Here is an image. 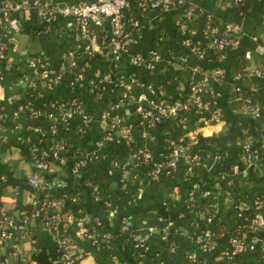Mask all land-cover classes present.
Masks as SVG:
<instances>
[{
  "label": "crops",
  "instance_id": "0c3cea01",
  "mask_svg": "<svg viewBox=\"0 0 264 264\" xmlns=\"http://www.w3.org/2000/svg\"><path fill=\"white\" fill-rule=\"evenodd\" d=\"M19 1L21 0H0V9L2 10L4 4L10 5ZM50 1L61 5L83 0ZM186 1L200 8L202 14L239 21L243 29L238 45L229 48L224 59L213 64L221 66L214 69L213 73L218 71L223 75V86L219 96L211 100L209 108L200 110L196 115L192 110L183 112L192 115V118L181 119V124L174 118L164 123L165 135L177 136L195 147L204 146V149L199 148L201 161L196 163V170L190 177L181 173L171 175L165 169L152 173V169L147 171L140 166L129 169L118 167L109 172L106 162L117 152L127 150L131 155L139 147H145L151 152L153 162L166 154L161 135L158 132L157 135L152 134L141 121L137 124L131 118L132 110H136L133 98L138 95L149 98L154 95L152 89L163 90V96H175L189 88L195 68L200 64L209 66L205 59L201 61L195 51L197 46L204 48L205 53L210 49L202 37V24L198 25L195 35L192 36L193 44L187 46L182 43L183 34L178 25L172 23L169 12L164 13L153 7L137 8L131 1L124 17L127 39L121 57L117 60L110 44L111 21L106 17L102 18L101 23L92 24L91 37L81 35L72 17L57 13L53 18L43 20L32 7L11 13L21 19L19 30L13 36H9L10 33L3 26V18H0V37L7 50L6 60L0 63V109L6 120V142L0 150V170L6 179L0 182V203L12 207L16 200L25 201L35 191L27 184L26 177L34 169L30 156L36 136L28 135V132L23 130L26 111L19 110L25 95L30 91L32 80L36 78L28 65L30 57L38 56L47 67L61 70L64 74L59 84H38L43 96L37 97L34 105L42 103L51 94L62 97L78 96L84 101L86 111L91 115L90 126L82 136L78 130L80 123L72 121L73 129L68 133L67 147L57 158L52 159L54 178L66 181L75 175L74 159L79 154L87 155L88 151L96 149V159L100 158V162L93 164L96 159L90 160L87 175L103 182L106 193L114 196L117 202L108 201L112 204V210L107 214L98 210L103 219L101 227L96 228L94 232L98 238L97 242L93 243L73 227L72 239L74 237L77 248L84 253L79 264H264V259L259 255V246L246 249V252L239 256H226L232 226L239 222L231 220L235 209L250 203L256 204L259 214L257 222L261 236H264V177L249 172L252 160H264V137L258 132H264V123L255 124V115L251 116L246 106L236 112L229 108L227 98L231 92L234 74L226 69L246 41H252L260 52H264V43L259 44L256 36L251 34L253 26L264 16V0H259L255 11L242 17L230 14L222 0ZM175 27L177 31L174 30ZM260 37L264 41V33ZM72 50L75 51L78 64L88 67V75L82 81L76 82L77 90H70L66 86V81L71 80L73 75L65 69L68 66L65 56ZM150 50H154L155 54L149 53ZM136 54L145 55V62L140 65L133 63L132 57ZM246 56L250 58L248 69L259 67L263 71L262 75L250 76L252 80L258 81V85L255 86L254 83L252 88L259 94L257 105L261 108L260 111H264V65L257 64L250 51L246 52ZM131 78H136L138 82L131 81ZM91 80L96 81L102 88L99 95L90 91ZM158 95L156 93L154 96ZM215 109H220L222 116L220 119L207 121L206 114ZM104 110L119 114L131 128L141 129V135L137 137L134 147L129 148L127 141H122L118 131L116 134L120 137H115L109 145H101L100 139L108 127L107 121L102 117ZM42 123L44 127H35V130L40 135L45 134L48 145H53L61 136L66 135L62 129L54 131L47 118L43 119ZM143 130L146 131L145 134ZM198 133L207 136L208 140L206 138V141L198 144ZM228 145H232L234 152L241 148V159L221 164L219 157L227 154ZM246 173L251 175L253 181L244 179ZM207 174L213 176L214 181L210 189L206 190L211 194V199L205 210L218 217L225 233L222 242L211 249L202 247V243L211 236L210 230L194 226L186 216L194 208V204H188V199L193 198V189ZM67 185L66 181V185L58 187L66 188ZM86 187L84 184L80 185L82 195L89 194ZM165 199L173 200V207L168 204L169 209ZM67 206L65 202L64 207ZM198 215L205 218L201 211ZM168 219L172 220V230L168 236H171L174 242L167 240L163 235L164 221ZM86 220H91L90 216H86ZM125 220H130V225H126ZM103 233H109L110 237H104ZM37 235L40 243L53 255L56 249L55 240L40 229L37 230ZM171 245L174 250H171ZM17 246L21 252L27 253L30 243L23 240ZM107 247L110 248L108 255L105 252ZM3 252L0 241V255H3ZM188 253H193L196 259H190ZM9 263L18 264L17 257H10Z\"/></svg>",
  "mask_w": 264,
  "mask_h": 264
},
{
  "label": "built area",
  "instance_id": "2783aa9c",
  "mask_svg": "<svg viewBox=\"0 0 264 264\" xmlns=\"http://www.w3.org/2000/svg\"><path fill=\"white\" fill-rule=\"evenodd\" d=\"M173 0H139L138 5L140 8L153 7L158 8L163 12H167L169 10L170 4ZM177 3H182L184 0H176ZM131 6V0H83L77 3H64V4H56L50 0H21L14 4H4L2 7L3 12V26L10 33L9 36H13L19 30L20 18L16 16H12L11 13L16 10H22L29 8H34L37 16H39L43 20H49L53 18L57 13L70 16L74 19L79 32L81 35L86 37H91V26L92 24H99L103 17L108 18L111 21L112 25V39H111V48L113 50L115 59H120L121 53L123 51L124 43L127 39V32L125 31V22L124 17L127 9ZM194 14V10L192 6H189L185 11L186 17H191ZM180 32L183 34L182 43L184 45H192V38L187 34V26L183 22H177ZM242 30V27L239 23L228 22L225 24V31L222 33H218V28L213 26L210 28V31L214 33L213 38L210 42H208V46L216 47L218 49H226L236 47L238 45L239 33ZM195 51L197 55L202 58L205 56V50L202 47H195ZM149 53L155 54L154 50H150ZM7 58L6 46L2 38L0 37V63L3 59ZM66 63L68 67H72L78 69V62L75 57V51H69L65 56ZM146 58L143 54H136L132 57L133 63L140 65L145 62ZM28 65L32 68L37 82H32V85H36V83L45 82L49 85H52L53 80L45 81L42 78L48 76L50 73L55 72V69L47 67L43 60H41L38 56H33L28 59ZM84 65L80 66V70L78 74L74 75L70 82L73 84L74 82H80L83 79V69ZM198 70V67L195 68V71ZM194 71V72H195ZM262 70L259 67H254L246 70V74L249 75H262ZM223 76L218 71L214 72L211 77L205 74L203 77L199 78L197 75L191 77V82L189 84L190 96L189 103L182 101L180 98L174 99L172 102H165L163 99L157 100V96H154L156 93L163 94V90L155 91L152 89L153 96L149 98L143 97L142 95H138L135 99L136 110L141 115V123L142 125L149 126L154 125L156 122L160 121L164 117H175L183 112L188 110H192V108H197L198 110H207L210 106L211 100H215L216 96H219L220 91L214 92L211 87L209 89L205 87L209 80L218 81L219 78ZM243 77L241 72H236L233 75V85L231 87V91H237L240 89V79ZM57 78V79H56ZM61 81V76L58 74L55 76L54 81ZM131 81L138 82L136 78H131ZM0 82H1V74H0ZM55 84V83H54ZM89 89L93 94H100L102 88L98 86L97 82L91 80L89 83ZM209 94V96H208ZM206 97L205 100L202 97ZM203 97V98H204ZM146 102L145 104L143 102ZM28 103L21 104L19 106V110L27 111ZM248 106V105H247ZM32 109V108H31ZM249 109H251L255 114H258L260 111V107L258 105H250ZM60 115V120L63 122H67L70 119V122L77 121L80 123L79 125V134L83 133L87 128L91 121V115L87 112L81 103V100L78 97H73L70 100L62 99L58 105V112L55 114L52 111L48 112V115H53L58 117ZM76 116V117H75ZM222 113L220 109H215L210 112V115L206 117L207 121H214L220 119ZM102 117L107 121V130L102 135L100 139L101 145H104L105 140L111 141L115 137L113 135V130L117 129L120 136L123 138H128L130 136V126L125 123L121 124L122 117L119 114H113L110 110H104L102 112ZM3 112L0 109V121H3ZM144 123V124H143ZM54 131L57 129L55 124L50 126ZM39 128V127H37ZM42 131V129H41ZM143 134L146 133L145 130L142 131ZM45 134H41L44 137ZM5 139V135L2 136V140ZM36 140V138H35ZM264 146V139L262 141ZM64 142L56 143L50 149H45V146L40 145L38 142H35L32 147V154L34 156V169L33 171L27 175V184L33 189L40 191L49 190L53 187H57L59 185H66L65 180H56L55 178L51 180H47L43 177V174L38 172L35 168H40L43 171H52V159L57 158L61 150H64ZM171 149L167 156H165L162 160L153 162L154 167L152 168V173H157L162 169H165L167 172L172 173L176 170L178 164L181 160H184L186 164V172L187 174L193 173V166L196 165L197 162L201 161L200 154L193 150L192 144L182 139H171L170 140ZM95 150L88 151V154H81L77 157V159L73 162V171L78 174L79 169L85 165L87 162L92 160L94 157H98V152L96 155H93L92 152ZM50 155V161L46 160L44 156ZM133 158L142 159L143 161H150L152 159L151 152L145 147H139L131 154ZM250 156V154H249ZM113 167L124 168L125 164L119 165L117 160H113ZM137 164V163H136ZM108 171L112 172L113 168L108 167ZM92 184V190L95 191V198L98 197L97 193V185L95 183L90 182ZM207 191H203L202 194L205 195ZM193 196V192L191 193ZM34 196V193H33ZM76 196H72V200L75 199ZM35 202V201H33ZM64 198L63 199H50L43 205L38 206L30 216H24L22 220L16 219L13 215L7 214L4 215L3 219L0 221V241L2 243L4 252L3 255H0V264H10V257H17L18 264H32V255L34 253V244L37 240L35 234L37 233L36 226V218H42L40 224H42V231L47 232L53 240L56 242V249L54 253L55 264H79V262H75L78 257L83 256V252L77 248L73 240L71 239V233H65L67 230V224H59L56 218V210L64 206ZM112 204L107 202V206L110 207ZM112 210V209H111ZM113 211L115 209L113 208ZM259 218V214L256 213L254 217V224L252 227L259 226L257 219ZM84 218L74 217V214L69 211L66 213V221L72 223V227L83 229L84 227ZM207 221H211V216L207 217ZM163 227V235L165 238L168 237L169 233L172 230V220H165ZM100 221L97 222L99 224ZM126 225H130V220H125ZM71 227V228H72ZM70 228V229H71ZM70 231V230H69ZM95 230L93 232L87 233L85 236L90 238L93 243L98 241V238L95 236ZM103 236L106 238L110 237L109 233H103ZM243 237V236H242ZM262 237L254 235L250 238V241L246 246L247 249H253L259 246L261 256L264 258V240ZM28 240L30 243V248L27 253L21 252L19 250L17 244L20 241ZM230 244L233 249L229 252L226 250V256L232 258L233 255L242 247H244L243 239L237 236L231 235ZM215 242L212 240H206L202 243V247L205 249H211L215 247ZM78 249V250H77ZM171 250H174V246L171 245ZM142 255L139 252V256ZM141 257V256H140ZM188 257L192 260H195V255L193 253H188ZM220 264V263H219Z\"/></svg>",
  "mask_w": 264,
  "mask_h": 264
},
{
  "label": "trees",
  "instance_id": "16d2710c",
  "mask_svg": "<svg viewBox=\"0 0 264 264\" xmlns=\"http://www.w3.org/2000/svg\"><path fill=\"white\" fill-rule=\"evenodd\" d=\"M132 4H135L137 6V8H140V6H138V1L139 0H131ZM222 3L224 5H226V10L231 12L230 14H234L235 16H244V15H249L251 14L253 11L256 10L259 0H222ZM192 6L193 10H194V14L191 17H186L185 16V11L186 9ZM132 9V8H130ZM160 10V9H158ZM161 11V10H160ZM163 12V11H162ZM169 12L168 15H170L171 21L174 25L178 24L177 22H183L186 24L187 26V34L189 36L195 35V30H197V27L199 24H202V26H204V31L202 32V37L204 39L205 42H210L213 38L214 33H212L210 31V28H212L213 26H216L218 28V33H222L225 31V24L228 22H234L235 20H231L228 18H224L222 16H217V15H209V14H202V12L200 11V8H198L197 6L193 5L192 3H189L188 1L184 0L182 3H177L176 0H173L170 4L169 10L167 11ZM165 13V12H164ZM163 13V14H164ZM0 18H3V12L0 9ZM235 23H239V21H235ZM175 31H177L176 27L174 29ZM243 32V29L237 33L238 35H241V33ZM264 33V16L263 18L256 22V24L253 26V29L251 30V34L256 36V41L259 44H263L264 41L261 39V34ZM229 48H224V49H218L216 47H211L210 49H208L205 53V56L201 58L202 60H206V63L209 64V66H202L200 64V66L198 67V70L195 71L192 75V77H194L195 75H197L199 78L203 77L205 74L209 77H211V75H213V70L217 69L218 67H221L218 64L213 65L214 63L218 62L219 60L224 59V57L227 54V50ZM7 51V50H6ZM250 51L251 52V57L252 59L257 63V64H262L264 65V52H260L252 43V41H246L244 43V45L241 48V51L239 52V54L237 56H235L231 62L229 63V66L226 67L227 71H229L231 74H234L236 72H241L243 77L240 79V84L238 86H240V89L237 91H231L230 94L228 95L227 101H228V105L229 108L233 111L236 112L238 111L241 107L246 106L248 108L247 112L252 116H254V121L255 124H263L264 123V111H259L258 114H255L251 109H249L250 105H257L258 99H259V94L258 92L256 93L255 90L252 88V85L255 86L258 85V81L254 79H251V76L246 74V70H248V65L250 63V58L246 56V52ZM6 59L4 58L2 62H4ZM79 68L78 69H74L72 67H68L66 66L65 69L66 71H69L72 73V75H76L79 72H82L80 70V64H78ZM137 73V72H136ZM60 75L61 76V81L64 78V74L63 72L60 70H56L55 72L50 73L48 76L43 77L42 79L45 81H51L53 80V83L59 84L61 81H54L55 80V76L56 75ZM86 75H88V67H84L83 69V78L86 77ZM57 79V78H56ZM33 82H37V79H33ZM82 81V79H81ZM39 83H36V85H32L30 88V91L25 95V99L23 100L22 104H26L28 103V108L26 109V115H25V123H23L22 128L25 132H28V135H34L36 136V140L35 142H38L40 145L45 146V149H50L51 147H53L56 143H54L53 145H48V138L46 136L42 137L40 134H38V132L35 130V127H44L42 121L43 119L47 118L49 120V126H51L52 124L56 125L57 130L62 129L65 131L66 135L61 136V138L59 139V142H64V150L67 147V138H68V133L72 131V126H71V122L70 119L67 122H63L60 120V115H58V117H55L53 115H48L49 111H52L54 113L58 112V105L59 102L62 99H66V100H70L73 97H78V96H66V97H62L61 95H49L44 101H42V103L38 104V105H34V100L37 97H42L43 94L41 93L40 87H38ZM66 86L68 89L72 90L75 89L77 90L76 84H72L70 82V80L66 81ZM223 86V76H221L219 78L218 81L215 80H209L207 82V85L205 87H207L209 89V87H211L213 89L214 92H218L221 91ZM167 94V93H166ZM189 96H190V90L189 88L179 92L177 95L175 96H170V95H164L163 94H159L156 98L157 100H161L163 99V101L165 102H172L174 99L180 98L182 101L189 103ZM209 96V94H208ZM204 97V96H203ZM202 99L205 100L206 97H204ZM81 100L82 106L83 108L86 110V106L84 105V101L78 97ZM248 105V106H247ZM32 108V109H31ZM200 110H198L197 108H192V112L193 114H197V112H199ZM222 113V111H221ZM210 113L206 114V117L209 116ZM224 112H223V116H224ZM76 117V116H75ZM131 118L134 120V123H139L141 121V115L137 110H132L131 112ZM175 119V121L180 122V120H189L190 118H192V115L189 114H184L181 113L175 117H164L162 118L160 121L156 122L154 125L149 126V131L152 134H156L158 132V134L161 135V139L163 140L164 143V147H166V154H163V156H161L158 160H162L163 157L167 156L169 153V150L171 149L170 146V140L171 139H178L177 136L171 137L168 135H165L166 130L164 129V123L167 120H171V119ZM125 124L126 122L122 119L121 120V124ZM6 124V120L4 118L3 121H0V150L1 148H3V144L6 142L5 140H2V136L5 133L4 130V126ZM90 126V124H89ZM88 126V128H89ZM87 128V129H88ZM131 131H130V136L128 138H123L122 136V141H127V145L129 148H132L136 145V139L138 136H140L141 134V129H135L134 127H130ZM117 129L113 130V135L114 137H120L117 136L116 134ZM258 132L262 133V136L264 137V132L258 130ZM86 133V130L83 133H80L81 136L84 135ZM223 133V132H222ZM220 133V135L222 134ZM79 134V135H80ZM103 135V134H102ZM157 135V134H156ZM206 138L208 140L207 136H203L202 134L198 133L196 135V142L202 143L203 141H206ZM183 140V139H182ZM187 141V140H186ZM33 142L32 145L35 143ZM110 141H106L104 142V145H109ZM212 145L214 146V143L212 142ZM193 146V150L199 152V148H203V147H195L194 144H192ZM204 149V148H203ZM92 150V149H91ZM62 152V150H61ZM237 152V153H236ZM234 152L232 145H228L227 146V154L224 155L222 154L221 157H219V162L222 163H227V162H232L235 159H241L240 157V152L242 154L241 148L239 149V151ZM93 155H96L97 152H92ZM130 153L126 150L121 151V152H117L114 154V156L110 159H108V161L106 162L107 167H112L113 171H115L118 167H113V160H117V162L119 163V165H122L124 163L127 162V164H125L124 168H133L136 166H140L143 168H146L147 171H149L150 169H152L154 167L153 164H151L153 162V160L151 159L150 161H143L142 159H137V158H133L131 155H129ZM80 155V154H79ZM78 155V156H79ZM235 155L237 156L235 158ZM77 156V157H78ZM50 155H46L44 156V158L48 161H50ZM77 157L74 159V161L77 159ZM202 158H204L202 156ZM96 157H94L92 160H95ZM100 158L96 159L94 161L93 164H95L96 162L99 163ZM156 160V161H158ZM30 161L33 165V161H34V156L32 154V150H31V156H30ZM242 161V160H241ZM243 162V161H242ZM137 163V164H136ZM219 163V164H220ZM89 162L86 163L85 165H83L79 171L78 174H76L75 171H73V173H75V175H73V177L66 179V181L68 182V187L66 188H59L57 187H53L49 190H43L40 191L39 189L34 191V196H30L27 200L25 201H21L16 200V202L14 203V205L12 207H7L4 206L2 203H0V221L3 219L4 215L7 214H11L13 215L16 219L18 220H22V218L24 216H30V214L33 212L34 209H36L38 206H41L44 204V202L46 203L48 200L50 199H63L64 201L67 202L68 206L67 207H61L59 209H57L56 212V218L58 220L59 224H63L66 223L67 224V230L65 233L73 235L74 233H72V229H74L72 226V223H69L66 221V213L71 211L74 214V217H79V218H84V227L83 229L77 228V232L83 236H85L87 233L93 232L96 228L101 227L102 225V216H100L101 214L98 213V210H103L106 214L107 212H109L111 210V208L107 207V202L108 201H113L112 203H114V201L116 202V199L114 198V196H110L106 193V189L104 187V183L103 182H98V180H96L95 177L93 176H89L87 175V171L88 169H90V167H88ZM149 164H151V167L149 166ZM256 166H255V165ZM74 166V164H73ZM255 166V167H254ZM259 166V167H258ZM34 167V165H33ZM120 168V167H119ZM123 168V169H124ZM38 172L43 174V177L47 180H51L54 178V176H51L52 171H43L40 168H35ZM250 169V173L252 172L253 175H263L264 177V160H260L257 159L256 161L252 160V164L249 167ZM196 170V165L193 166V171ZM3 171L0 170V182H3V180L6 179V176L4 173H2ZM177 173H181V175H185L190 177L191 174H187L186 172V164L184 163V160H181L180 163L178 164L177 168L175 171H173L172 173H170L171 175L177 174ZM251 173V174H252ZM244 179L246 180H251L253 181L251 175H249L248 173H246V175L244 176ZM27 180V177H26ZM264 181V179H262ZM93 181V183H95L98 187L97 189V193H98V197L95 198V194L96 192L92 190V184L89 183ZM214 181V177L211 175H205L204 178H202V180L198 181L199 185L197 187H195L193 189V198L188 199V204H194V208L192 210V212L190 214H187L186 216L190 219L191 223L194 226H198L201 229L202 228H207L210 230L211 232V236H209L206 240H212L215 242V244H220L224 238V227L222 226V224H220L218 221V217L216 215L213 214V212H206L205 210V206L208 204L209 200L211 199V194L207 193L205 195L202 194L203 191L205 190H209L210 186L213 184ZM84 184L86 189L89 191V194L86 195H82L81 194V189H80V185ZM75 185V186H74ZM108 186V184H106V187ZM91 191V193H90ZM72 196H76L74 200H72ZM109 196V197H107ZM35 201V202H33ZM117 203V202H116ZM165 203L167 204L168 208L170 209L169 205H172L173 200H169V199H165ZM169 204V205H168ZM174 205V203H173ZM172 205V207H173ZM257 205L254 203H250L248 205H244L242 207H239L238 209H235L233 211L232 214V221H236L238 220V223H235L232 226L231 229V235L237 236L239 238L243 239V243H244V247H242L241 249H239L234 255L239 256L243 253L246 252V246L249 241L250 238L254 235L257 236H261V229L259 228V226L257 225L256 227H252L254 224V217L255 214L258 213V209L256 207ZM199 211H201L205 218H200L198 213ZM114 214V213H113ZM86 216H90L89 221L86 220ZM211 216V221H207V217ZM36 226L38 227L37 229H42V224H40V222L42 221V218L37 217L36 219ZM100 221L99 224H97V222ZM246 223V224H245ZM245 224V225H244ZM72 227V228H71ZM71 228V229H70ZM70 230V231H69ZM35 236L37 237V240L34 244V253L32 255V264H55V259H54V254L51 255V253H49L46 249V247L40 243L39 238L37 233L35 234ZM243 236V237H242ZM262 237V236H261ZM167 240H171V241H175L174 239L171 238V236L167 237ZM72 239V236H71ZM74 239V237H73ZM72 239V240H73ZM262 240H264V236L261 238ZM205 240V241H206ZM73 242L75 243V245H77V243L73 240ZM107 245V244H105ZM110 246V245H109ZM231 249H233L232 245L230 244L227 247V250L230 252ZM78 250V249H77ZM80 250V249H79ZM107 255L110 252V248L107 247L105 249ZM83 252V251H82ZM84 254V253H83ZM261 253H259L260 255ZM106 255V256H107ZM261 256V255H260ZM80 258L82 257H78L76 259L75 262H79ZM262 259H264L261 256Z\"/></svg>",
  "mask_w": 264,
  "mask_h": 264
},
{
  "label": "water",
  "instance_id": "95a60500",
  "mask_svg": "<svg viewBox=\"0 0 264 264\" xmlns=\"http://www.w3.org/2000/svg\"><path fill=\"white\" fill-rule=\"evenodd\" d=\"M75 69V68H74ZM55 175V173H51V176H54Z\"/></svg>",
  "mask_w": 264,
  "mask_h": 264
}]
</instances>
